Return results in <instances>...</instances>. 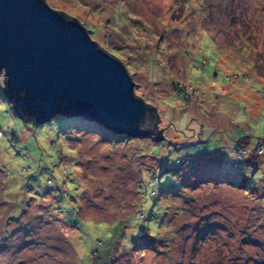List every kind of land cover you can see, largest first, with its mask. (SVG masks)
I'll return each mask as SVG.
<instances>
[{"label":"rangeland","instance_id":"rangeland-1","mask_svg":"<svg viewBox=\"0 0 264 264\" xmlns=\"http://www.w3.org/2000/svg\"><path fill=\"white\" fill-rule=\"evenodd\" d=\"M44 1L163 138L25 122L0 75V264H264V0Z\"/></svg>","mask_w":264,"mask_h":264},{"label":"water","instance_id":"water-1","mask_svg":"<svg viewBox=\"0 0 264 264\" xmlns=\"http://www.w3.org/2000/svg\"><path fill=\"white\" fill-rule=\"evenodd\" d=\"M0 75L21 117H79L131 137H160V116L134 94L125 66L74 17L44 0H0Z\"/></svg>","mask_w":264,"mask_h":264},{"label":"trees","instance_id":"trees-1","mask_svg":"<svg viewBox=\"0 0 264 264\" xmlns=\"http://www.w3.org/2000/svg\"><path fill=\"white\" fill-rule=\"evenodd\" d=\"M3 91H4V94H5V89H4V86H3ZM6 96V95H5ZM7 98V97H6ZM8 99V98H7ZM143 100V99H142ZM146 103V102H145ZM149 107H151V108H154V109H156L154 106H152V105H150V104H148V103H146ZM14 109H15V107H14ZM15 111H16V109H15ZM17 112V111H16ZM17 114H18V112H17ZM18 116L23 120V121H25V122H29V123H34L33 121H30V120H27V119H25V118H23V117H21L20 116V114H18ZM84 120V119H83ZM88 121V120H87ZM89 122H92V121H89ZM35 124H38V123H35ZM40 125H42V124H40ZM111 132V131H110ZM113 133V132H112ZM113 134H115V133H113ZM115 135H120V134H115ZM127 136V135H126ZM128 137H131V136H128ZM139 137V136H138ZM137 137V138H138ZM160 137H162V134H160ZM241 150V149H240ZM239 150V151H240ZM263 150V149H262ZM240 152H247V150L245 149V150H243V151H240ZM77 213V212H76ZM114 229H115V227H114ZM119 229H120V236H119V240L121 239H123L124 237H125V232H124V229H122V227H120V228H117L116 230H117V232L119 231ZM114 232H115V230H112V236H113V234H114ZM67 242V241H66ZM68 243V242H67ZM69 244V243H68ZM75 253V252H74ZM75 257H76V255H75ZM77 259V258H76Z\"/></svg>","mask_w":264,"mask_h":264}]
</instances>
